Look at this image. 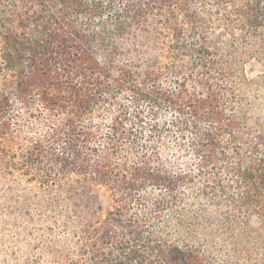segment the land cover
Wrapping results in <instances>:
<instances>
[{
	"label": "trees",
	"instance_id": "1",
	"mask_svg": "<svg viewBox=\"0 0 264 264\" xmlns=\"http://www.w3.org/2000/svg\"><path fill=\"white\" fill-rule=\"evenodd\" d=\"M2 222L24 264H264V0H0Z\"/></svg>",
	"mask_w": 264,
	"mask_h": 264
},
{
	"label": "rangeland",
	"instance_id": "2",
	"mask_svg": "<svg viewBox=\"0 0 264 264\" xmlns=\"http://www.w3.org/2000/svg\"><path fill=\"white\" fill-rule=\"evenodd\" d=\"M257 67H248V75L250 77L256 76L258 73ZM95 191L98 193L101 204L107 208L110 205L111 197L107 187L100 185L95 187ZM19 238H15L14 233L10 228L2 222L0 224V264H24L22 259L23 255L18 254ZM19 258L22 259L19 263Z\"/></svg>",
	"mask_w": 264,
	"mask_h": 264
}]
</instances>
